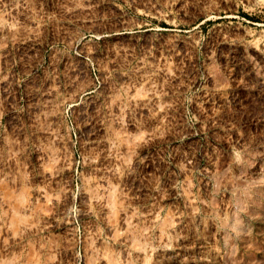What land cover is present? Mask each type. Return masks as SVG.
<instances>
[{"label": "rangeland", "instance_id": "rangeland-1", "mask_svg": "<svg viewBox=\"0 0 264 264\" xmlns=\"http://www.w3.org/2000/svg\"><path fill=\"white\" fill-rule=\"evenodd\" d=\"M0 264H264V0H0Z\"/></svg>", "mask_w": 264, "mask_h": 264}]
</instances>
